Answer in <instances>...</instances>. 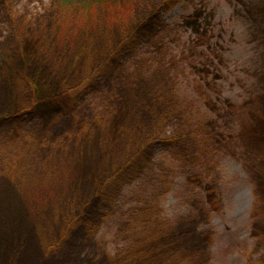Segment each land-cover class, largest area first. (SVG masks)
Segmentation results:
<instances>
[{
    "label": "rangeland",
    "instance_id": "obj_1",
    "mask_svg": "<svg viewBox=\"0 0 264 264\" xmlns=\"http://www.w3.org/2000/svg\"><path fill=\"white\" fill-rule=\"evenodd\" d=\"M0 264H264V0H0Z\"/></svg>",
    "mask_w": 264,
    "mask_h": 264
},
{
    "label": "trees",
    "instance_id": "obj_2",
    "mask_svg": "<svg viewBox=\"0 0 264 264\" xmlns=\"http://www.w3.org/2000/svg\"><path fill=\"white\" fill-rule=\"evenodd\" d=\"M184 0H167L169 9L174 8L177 4ZM140 37L136 33H131L124 39L123 43L125 47H136L138 44ZM108 65H104L100 68L99 74L104 75V73H108L109 71ZM44 81H39L40 86H45ZM33 88L36 89L34 84ZM166 144L173 145L176 140L168 139L165 141ZM149 145V144H148ZM145 144L139 151L135 154L133 153L126 162H124L114 173H111L109 177L103 182L102 187L100 189L99 198L104 204H113L119 194L121 188L130 183L133 177L141 171L144 167L150 164L149 158V147ZM151 253L147 251H138L130 258V261H139L143 258L149 257ZM127 263V262H126Z\"/></svg>",
    "mask_w": 264,
    "mask_h": 264
}]
</instances>
